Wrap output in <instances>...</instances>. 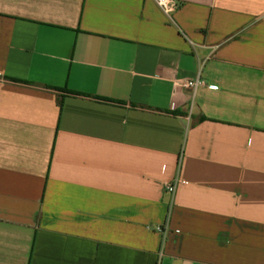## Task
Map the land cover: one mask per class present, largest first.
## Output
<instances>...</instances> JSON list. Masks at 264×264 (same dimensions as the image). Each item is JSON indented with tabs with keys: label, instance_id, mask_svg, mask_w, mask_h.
<instances>
[{
	"label": "crops",
	"instance_id": "0c3cea01",
	"mask_svg": "<svg viewBox=\"0 0 264 264\" xmlns=\"http://www.w3.org/2000/svg\"><path fill=\"white\" fill-rule=\"evenodd\" d=\"M177 1L0 0V264H264V0Z\"/></svg>",
	"mask_w": 264,
	"mask_h": 264
},
{
	"label": "built area",
	"instance_id": "2783aa9c",
	"mask_svg": "<svg viewBox=\"0 0 264 264\" xmlns=\"http://www.w3.org/2000/svg\"><path fill=\"white\" fill-rule=\"evenodd\" d=\"M157 6L163 11V13L173 21V14L179 9L180 3L177 0H154ZM183 87L189 91L191 96L194 98L198 90L205 86V81L202 77L201 68L199 69L196 76L192 79L186 80L183 84ZM179 183L178 179H175L173 182L167 184L164 187L165 192L170 196L169 208H172L174 202V196ZM158 231L162 232L163 228L158 227Z\"/></svg>",
	"mask_w": 264,
	"mask_h": 264
}]
</instances>
